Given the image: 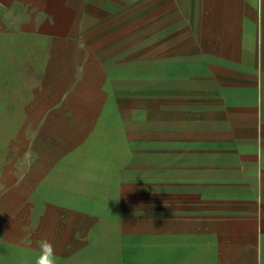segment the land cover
<instances>
[{"label": "crops", "instance_id": "obj_1", "mask_svg": "<svg viewBox=\"0 0 264 264\" xmlns=\"http://www.w3.org/2000/svg\"><path fill=\"white\" fill-rule=\"evenodd\" d=\"M131 28L144 97L147 50L160 51L153 125L145 113L139 128L152 137L123 167L139 172L123 203L140 216L125 233L98 216L100 194L114 193L105 118L77 138L82 106H30L56 116L27 148L12 142L25 160L0 170V264H35L43 240L55 264H264V0H0V66L31 74L16 79L27 95L81 63L101 96H128L107 75L130 64Z\"/></svg>", "mask_w": 264, "mask_h": 264}, {"label": "rangeland", "instance_id": "obj_2", "mask_svg": "<svg viewBox=\"0 0 264 264\" xmlns=\"http://www.w3.org/2000/svg\"><path fill=\"white\" fill-rule=\"evenodd\" d=\"M137 31V29L131 28V33H129L131 51L128 53L131 54V57H127L123 61L125 64L127 62L130 64L126 66L115 65V68H113L114 73L111 74V77L107 74L110 73V68L112 67H106L105 65L99 67L105 78L107 75V77L115 80L114 87L116 89L128 91V87H130L128 96H125L127 92L123 93L125 95L120 97L116 96V94L115 96L109 97L101 96L96 91L99 80L91 83L87 81L86 79L91 78L92 75L85 74L87 72V66L81 63L64 65L62 67L64 73L60 76V79H63L60 82L61 87L56 86L57 83L54 84L53 82L40 83V86L34 92L27 95L28 89H23V87L28 85V82H22L16 79L31 76V74L22 75L19 71V76H17L14 71L15 69L11 70L10 66H0V170H14L19 163H22L21 161L23 159L25 160V154L17 157L15 155L17 150L12 151V142L18 140V144L20 143L22 149L24 147L27 148L29 141L26 139V133L31 134V139H33V135H36L43 127V123L47 118L55 115L53 113L33 112L31 111L32 108H29L30 106H45L51 110H60L65 104L82 106V110L79 109L76 114H73L72 119V121L79 123L74 128V131H72L76 134L77 138H80L81 132L87 130L90 123H101L105 118V121L108 122V137L103 139L104 144L101 146L100 154L109 152V160L113 158L114 193L113 195L110 193L100 194V199L104 200V204H100L98 216L100 218L114 219V233L128 232V227L123 225V221L140 216V208H127L123 203L125 192L127 193L130 190L133 194H136L134 187H136L135 184L140 178L139 172L131 171V174L129 172L126 174L123 171V167L127 164L136 167L137 164L141 163L139 153L142 150V146L138 139H141V137L145 138L147 135L146 139L149 141L152 137V135L149 133L145 134L144 130H140L139 128L140 123L145 122L143 119L145 113L153 112L155 109L153 71L155 61L160 59V51L155 49L147 50L148 70L146 86L148 87V95L144 97L138 91L142 83L139 79L140 77L144 78V75L139 74V53H142L138 50L139 37ZM149 35L148 41L154 39L153 33ZM126 36H128L127 31ZM163 55H165V52ZM168 55L170 56V52H168ZM124 79H126L125 82H123ZM83 81L87 83L84 86L81 84ZM102 84L105 85L106 82L103 81ZM43 86L44 91H42ZM107 89L110 90L112 87L108 86ZM75 90L78 94L80 93V96L70 97L72 93H75ZM31 94H35V96ZM108 105L111 108L109 115L105 112L106 110L101 112L102 107H106L107 109ZM147 116L148 126L149 124L153 125L154 113H148ZM81 123L83 124L82 127L80 126ZM150 131L148 130L147 132ZM147 145L153 147V143H147ZM16 149L20 151L21 147ZM111 151L112 153H110ZM1 198L0 201H2ZM137 228V225L132 226V232H137Z\"/></svg>", "mask_w": 264, "mask_h": 264}, {"label": "clouds", "instance_id": "obj_3", "mask_svg": "<svg viewBox=\"0 0 264 264\" xmlns=\"http://www.w3.org/2000/svg\"><path fill=\"white\" fill-rule=\"evenodd\" d=\"M55 261V250L51 243L46 240L40 241L39 254L36 258L35 264H55Z\"/></svg>", "mask_w": 264, "mask_h": 264}]
</instances>
